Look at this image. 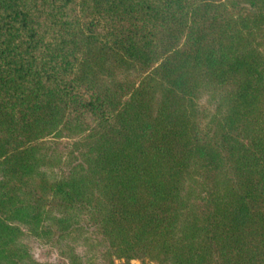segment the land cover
<instances>
[{
  "label": "trees",
  "instance_id": "trees-1",
  "mask_svg": "<svg viewBox=\"0 0 264 264\" xmlns=\"http://www.w3.org/2000/svg\"><path fill=\"white\" fill-rule=\"evenodd\" d=\"M133 260L264 264V0H0V264Z\"/></svg>",
  "mask_w": 264,
  "mask_h": 264
},
{
  "label": "rangeland",
  "instance_id": "rangeland-1",
  "mask_svg": "<svg viewBox=\"0 0 264 264\" xmlns=\"http://www.w3.org/2000/svg\"><path fill=\"white\" fill-rule=\"evenodd\" d=\"M35 256L41 261H48L52 259L54 253L50 252V250L46 246L37 245L34 246ZM131 264H140L138 261L133 260Z\"/></svg>",
  "mask_w": 264,
  "mask_h": 264
}]
</instances>
